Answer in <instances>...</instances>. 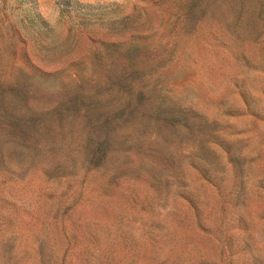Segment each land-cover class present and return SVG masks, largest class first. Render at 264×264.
<instances>
[{
    "label": "rangeland",
    "instance_id": "1",
    "mask_svg": "<svg viewBox=\"0 0 264 264\" xmlns=\"http://www.w3.org/2000/svg\"><path fill=\"white\" fill-rule=\"evenodd\" d=\"M0 264H264V0H0Z\"/></svg>",
    "mask_w": 264,
    "mask_h": 264
}]
</instances>
